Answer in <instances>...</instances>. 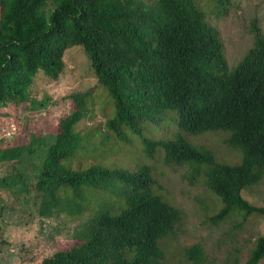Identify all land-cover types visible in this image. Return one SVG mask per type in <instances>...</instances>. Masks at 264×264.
<instances>
[{
	"label": "trees",
	"instance_id": "obj_1",
	"mask_svg": "<svg viewBox=\"0 0 264 264\" xmlns=\"http://www.w3.org/2000/svg\"><path fill=\"white\" fill-rule=\"evenodd\" d=\"M208 11L224 16L227 0H0V106L35 104L29 89L37 74L56 80L65 51L81 48L96 86L114 106L101 140L141 135L143 123L165 111L174 112L172 122L186 134L223 131L224 144L241 152L238 164L216 161L182 134L142 143L150 157L162 149L168 167L191 166L190 182L202 179L221 200L212 221L234 209L264 217V207L241 195L264 177V33L253 21V46L230 68ZM92 90L71 95V111L47 130L52 140L42 150L35 192L40 217L81 215L89 208L80 204L86 188L96 205L103 203L73 231L70 248L40 264H166L160 240L175 234L183 214L156 192L151 168L69 166L75 153H89L85 140L101 130L78 129ZM115 194L122 197L117 209ZM184 256L193 264L207 263L199 244L185 248ZM263 258L264 233L245 264Z\"/></svg>",
	"mask_w": 264,
	"mask_h": 264
},
{
	"label": "rangeland",
	"instance_id": "obj_2",
	"mask_svg": "<svg viewBox=\"0 0 264 264\" xmlns=\"http://www.w3.org/2000/svg\"><path fill=\"white\" fill-rule=\"evenodd\" d=\"M227 7L224 16L208 11L207 20L217 29L228 66L233 68L253 46L252 22L264 33V0H227ZM63 59L64 69L56 80L37 74L29 89V100L35 104H26L27 108L0 106V264H40L55 251L70 248L76 242L73 231L83 227L95 208V197L86 188L80 204L89 208L81 215L40 217L35 192L42 150L52 140L47 130L71 111V95L92 87L93 102L78 129L101 130L85 140L89 153H75L71 164L68 160L69 166L85 168L97 163L133 171L149 166L157 182L156 192L183 214L175 234L160 240L166 264H193L185 258L184 249L195 244L202 247L206 264H245L256 239L264 233V217L234 209L223 220L212 221L222 207L221 200L202 179L190 182L191 166L168 167L162 161V149L156 148L150 157L142 143L144 138L166 141L182 134L191 144L210 150L216 161L238 164L241 152L224 144L226 133L186 134L175 120L172 122L174 112L165 111L146 120L141 135L127 134V141L113 136L103 141L104 123L114 115L112 100L96 86L81 48L65 51ZM241 195L251 205L264 207V177L258 184L245 187ZM121 198L116 194L112 197L114 209L120 206ZM102 203L100 200L96 206ZM258 264H264V258Z\"/></svg>",
	"mask_w": 264,
	"mask_h": 264
}]
</instances>
